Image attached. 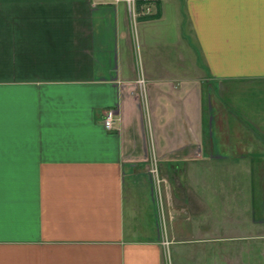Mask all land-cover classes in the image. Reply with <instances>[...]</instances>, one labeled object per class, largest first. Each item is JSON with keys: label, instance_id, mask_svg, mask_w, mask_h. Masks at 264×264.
Listing matches in <instances>:
<instances>
[{"label": "crops", "instance_id": "crops-1", "mask_svg": "<svg viewBox=\"0 0 264 264\" xmlns=\"http://www.w3.org/2000/svg\"><path fill=\"white\" fill-rule=\"evenodd\" d=\"M150 5L0 0V264H264V0Z\"/></svg>", "mask_w": 264, "mask_h": 264}, {"label": "built area", "instance_id": "built-area-1", "mask_svg": "<svg viewBox=\"0 0 264 264\" xmlns=\"http://www.w3.org/2000/svg\"><path fill=\"white\" fill-rule=\"evenodd\" d=\"M150 1L151 0H124L130 15V19L133 22V24H136L138 17L151 14L152 8L150 5ZM138 69H139V75L136 81L137 94L141 96L143 103L148 107V95H147L148 92H147L146 77L144 75V70L142 65H140ZM114 118H115L114 111L110 110L104 113L103 123L107 130L113 129ZM149 173L151 174L152 178L154 177V180H156L158 187H160L162 180L159 176L155 157H152V165L149 169ZM162 213H163V221H164V211ZM163 243L166 245L170 244L168 240H164Z\"/></svg>", "mask_w": 264, "mask_h": 264}]
</instances>
